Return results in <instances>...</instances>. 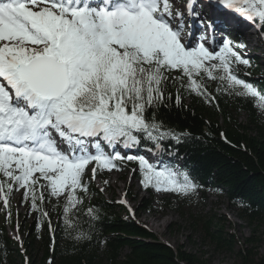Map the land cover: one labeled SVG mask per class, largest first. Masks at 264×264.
<instances>
[{
    "label": "snow or ice",
    "instance_id": "obj_1",
    "mask_svg": "<svg viewBox=\"0 0 264 264\" xmlns=\"http://www.w3.org/2000/svg\"><path fill=\"white\" fill-rule=\"evenodd\" d=\"M221 2L264 25V0ZM174 3L0 0V200L5 208L12 192L22 188L24 199L30 197L31 207L47 217L37 205L45 202L47 189L49 197L65 198V223L71 227V212L83 202L78 192L88 190V166L94 165V180L98 169L119 170L116 161L138 162L145 187L194 192L197 185L187 173L117 150L138 147L142 140L162 149V141L179 142L187 135L146 116L148 108L164 101L173 71L180 73L183 87L209 102L214 97L205 76L236 95L256 98L264 109V95L231 67L233 62L249 65L235 50L245 45L233 47L223 39L218 50H210L203 40H185V11L174 10ZM195 5L196 0H187L185 10L204 24ZM81 238L89 237L80 232L76 239Z\"/></svg>",
    "mask_w": 264,
    "mask_h": 264
},
{
    "label": "trees",
    "instance_id": "obj_2",
    "mask_svg": "<svg viewBox=\"0 0 264 264\" xmlns=\"http://www.w3.org/2000/svg\"><path fill=\"white\" fill-rule=\"evenodd\" d=\"M255 21L264 38V25ZM249 62L247 75L234 74L264 95V61L262 64ZM259 68L263 76L254 77ZM177 74L180 73H169L170 79ZM170 79L165 85L164 101L148 108L146 116H154L166 127L187 135H182L179 142L162 141V149H155L151 142L144 140L139 148L152 149L159 156H176L179 165L158 166H171L187 173L197 185L195 191L201 195L206 192L222 195L251 233L264 230V109L259 108L256 98L236 95L219 80L207 82L203 78L214 97L209 102L181 83H170ZM130 164L139 166L136 161ZM133 176L145 187L141 173ZM87 185V193L78 192L83 202L71 212V227L65 223L64 197L53 199L44 192L45 202L41 205L37 201L42 211L48 213L44 217L41 211L31 207V198L25 200L22 194L21 203L26 206L25 219L19 226L23 233L22 249L7 236L5 229V224L14 227L12 205L8 208L10 218L0 213V264H46L47 260L48 264H210L207 257L190 253L182 246L174 249L160 242L140 222L129 217L121 205L115 204L112 198L105 200L90 182ZM125 195L131 198L130 194ZM162 202V207L175 208L169 201ZM151 204L146 201L139 210L150 212ZM28 217L30 221L26 223ZM190 220L197 222L202 240L212 244L216 251L233 249L234 235L225 233L217 220L192 216ZM80 232L87 233L89 238L76 239ZM255 239L254 235L245 239L250 247L241 256L243 264H264V258L257 257Z\"/></svg>",
    "mask_w": 264,
    "mask_h": 264
},
{
    "label": "rangeland",
    "instance_id": "obj_3",
    "mask_svg": "<svg viewBox=\"0 0 264 264\" xmlns=\"http://www.w3.org/2000/svg\"><path fill=\"white\" fill-rule=\"evenodd\" d=\"M176 8H179L177 1L173 5V9L175 10ZM184 25L186 26L185 20ZM185 33H187V27H184V37ZM231 38L232 34H229L227 39ZM259 39L256 44L252 39L246 41H248V48L257 45L256 54L262 55L261 49L263 41ZM218 40L219 43L222 42V38ZM220 46L216 47L215 50H218ZM236 51L242 56H252L248 55L245 50L241 52L238 50ZM262 60L261 58L260 62ZM212 63H216V61ZM233 65L235 72L245 74L244 71L246 70L244 64L234 63ZM204 80L210 82L209 78H205ZM105 150L108 151L109 149L105 148ZM121 154L128 155L123 152H121ZM130 162L131 161H116L119 170H101L102 180L104 182L107 181L113 199L119 203L121 201H127L126 204H122L127 211L131 208L132 211H129L131 213L130 217H133V219L140 222L148 231L157 236L160 242L174 249L182 246L184 250L190 253L207 257L210 264H243L241 256L244 255L245 249L250 247V244H245V239L254 235V238H256L254 240L256 244L254 245L257 247V257L264 258V230L259 229L251 233V229L243 220L239 219L237 211L227 203L222 195H217L213 192H206L201 195L200 192L194 191L193 196L187 197V195H180L173 192H158L154 187H149L147 190H144L141 184L133 178V173H141L140 169L138 166H131ZM149 162H154V159L149 160ZM93 166L94 165L89 166L86 171L87 176L91 179V169ZM117 178H119L120 181H117ZM0 179H3V177L0 176ZM92 181L96 187L101 189L96 179H92ZM19 192L20 191H16L11 199L14 205L16 227L18 228L19 234L16 233V229L14 231L8 229L7 233L10 238L20 244L21 239H23V233L21 230L19 231V226L25 218L23 217L24 209L21 206L22 204L17 201ZM126 192L131 195V198H127L124 195ZM106 197L109 198L110 193L106 195ZM146 201H151L152 209L150 212H141L139 207ZM162 201H169L175 208L162 207L160 205V203H163ZM1 206L2 200H0V208ZM191 216L200 217L202 219L212 217L214 222L217 220L218 225L222 227L225 233L230 232L234 235L235 242L233 249L216 251L212 244L203 241L200 226L197 222L194 223L190 220ZM26 220V223L30 221L29 219ZM16 237H19V239ZM124 253H126V251Z\"/></svg>",
    "mask_w": 264,
    "mask_h": 264
},
{
    "label": "bare ground",
    "instance_id": "obj_4",
    "mask_svg": "<svg viewBox=\"0 0 264 264\" xmlns=\"http://www.w3.org/2000/svg\"><path fill=\"white\" fill-rule=\"evenodd\" d=\"M195 6H196V9H202V8L199 6V4H196ZM211 10L213 11L212 20H213L214 23H216L217 21L215 20V14L218 13V12L214 11V9H211ZM201 13H202V10H201ZM221 14H226V15H228V11H223V12H221ZM188 21H189V27H188L189 31H188V32H191L192 35L190 36V38H186V40H188V41H190V42H193V40H194L193 37H194L195 33L197 34L195 28L197 27V25H198L199 22H198L197 25L195 26V23H193V20H192L191 18H189ZM200 31H201V30H200ZM219 36H221V35H219ZM211 40H212V39H211ZM211 44L215 46V45H216V41H215V40H212ZM179 76H180V74H177V76H176L175 78L170 79V83L175 84V85L181 83V81H180L179 79H177ZM204 78H206V76H205ZM166 156H167V155H165V157H166ZM149 160H151V159H149ZM162 163H166V159H164V161H162Z\"/></svg>",
    "mask_w": 264,
    "mask_h": 264
}]
</instances>
